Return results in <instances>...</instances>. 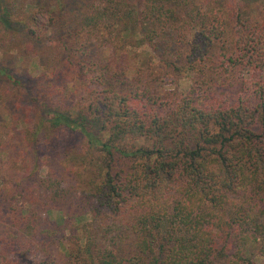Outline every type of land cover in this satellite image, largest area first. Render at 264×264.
Instances as JSON below:
<instances>
[{
  "label": "trees",
  "instance_id": "obj_1",
  "mask_svg": "<svg viewBox=\"0 0 264 264\" xmlns=\"http://www.w3.org/2000/svg\"><path fill=\"white\" fill-rule=\"evenodd\" d=\"M243 8L241 0H0V80L23 97L34 94L27 97L37 117L26 133L36 149L34 166L45 165L42 152L52 148L56 166H71L83 188L76 193L48 165L36 175L38 188L22 195L27 208L14 204L21 193L6 191L12 188L5 182L3 264H256L255 255L264 258V0L255 14ZM138 33L165 72L192 74L188 91L162 95L154 75L143 80L101 69L100 47L124 50ZM24 45L38 52L44 69L34 93L7 68L13 61L6 48L23 58ZM76 71L92 102L74 114L52 108L61 83ZM5 100L1 93L0 103ZM68 132L60 159L59 139ZM140 139L150 145L137 144ZM241 190L247 198L241 193L236 203L231 193ZM59 203L70 205L64 217L75 222L91 215L66 247L64 238L50 241L51 221L43 214ZM117 212L133 216L135 247L126 240L100 243L101 217ZM253 242L261 252L252 257ZM51 246L64 255L49 254Z\"/></svg>",
  "mask_w": 264,
  "mask_h": 264
},
{
  "label": "rangeland",
  "instance_id": "obj_2",
  "mask_svg": "<svg viewBox=\"0 0 264 264\" xmlns=\"http://www.w3.org/2000/svg\"><path fill=\"white\" fill-rule=\"evenodd\" d=\"M241 1L243 2L244 13L250 15L257 12L258 4L262 0ZM140 34L138 33L135 38L133 37L135 40L131 42L132 44H128L127 48L124 50H116L114 47L112 48L111 46L106 45L100 47L98 49L100 53L98 61L101 69H105L106 71L107 69L110 71L124 70L127 77H133L136 74L143 80L148 79L149 75H154V87L159 88L162 95H166V93L172 91H188L192 85V74L184 73L172 76L169 72H165L164 64L147 45L145 39L140 37ZM46 38L48 41H53L55 39L54 34H49ZM48 41H46V43L50 44ZM12 47L10 49L8 47L6 48L7 53H9L8 55L10 60L13 61L10 63L8 62L7 68L10 70L13 69L17 74H19V77L26 82L29 92L34 93L37 85H40L42 82L40 77L44 72L41 63H39L36 59V54L38 52L30 47L26 48L24 45L23 58H21L17 54L18 50H14ZM15 49H21V46L19 45ZM1 57L2 51L0 50V59ZM66 78L67 79L61 83V86L64 85L62 87L63 89H59L61 94L58 95L61 99H57V96L55 95L54 101H56V104L52 108H65L72 114L74 109L80 110L84 109V106L87 107L92 102L93 96L88 93V84H85L82 80H80L77 75V71L73 76L70 74ZM15 92L18 95V100L21 102L19 106H17V101L14 97ZM1 93L5 94L6 100L1 101L0 103V187H2L6 182L7 186L12 188L5 189L6 191L21 193L16 196L14 204L19 205L20 207L29 208L28 206H25V199L24 196H22L24 191H27L28 189H37L38 186L35 184L37 173H39L40 169H43V174L46 173L48 165H51L52 167L54 166V170H57L58 175L66 179L67 184H70V188L75 189L76 193H81L83 188L82 183L79 182L78 173L72 171V168L69 165L59 167L56 166V159L58 157H53L55 151L52 148H47L45 149L47 152H42L44 155L41 156L40 159L42 162L44 161L45 165L39 164L40 166H34V151H36V149L35 146H31L28 135H26L30 127L35 125L34 123L37 117V106L33 103L34 99L27 97L28 95L33 96L34 94H27L23 97L22 90L16 89L14 85L6 84L4 80H0V94ZM58 100L61 101L63 106L61 104H57L60 103ZM69 107L73 108L70 109ZM96 124L97 123H95V126L98 127V124ZM70 137L71 135L68 132L59 139V144L62 145L61 154L58 153V155L61 156L60 159H62L63 156L64 158L66 157V155L62 154L64 149L66 147L68 148L70 145ZM137 144L150 145V142L140 139ZM78 147L81 148L82 146L78 145ZM73 165L75 166L76 164ZM241 193L244 194L243 190H241L240 194H237L236 192L231 193V197H233L236 203H241L244 196L247 198L245 194L243 196ZM86 197H89L87 192ZM83 202L84 205H86L85 200ZM79 203H81V199L73 202V206H78ZM68 208H70V205L59 203L57 206L52 208V210L43 213L46 214L51 221L47 230V233L52 235V237H50V241H53L57 237L64 238L65 247L72 244L74 241L75 230L78 228V230L81 231L82 225L91 221L90 214L77 217L76 222L74 221V216L73 218H70V215L64 217L65 213L70 210ZM233 210L231 212H233ZM117 213H108L101 217L103 224L100 228L99 234L100 243L108 245L112 240H118L117 243L126 240L133 245V247H135L136 237L133 234L131 227V219L133 216L129 215L126 217L123 214L120 216V213ZM71 214L73 215V212H71ZM27 216L29 215L27 214ZM36 216L37 215H32L29 217H33V219H35ZM65 219L67 220V223H63V220ZM61 220V224L56 223L57 221L61 222ZM261 220L264 221V218H261ZM249 245V248L253 253L252 257L256 253L261 252L260 244L253 242ZM58 251L63 254V251L59 250L57 246H51L49 254L55 255L54 257L56 258ZM254 259L256 264H261L264 258L263 256L257 254L254 256ZM0 264H3L1 262V258Z\"/></svg>",
  "mask_w": 264,
  "mask_h": 264
}]
</instances>
